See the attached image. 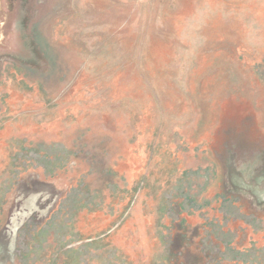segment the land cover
<instances>
[{
  "label": "rangeland",
  "instance_id": "obj_1",
  "mask_svg": "<svg viewBox=\"0 0 264 264\" xmlns=\"http://www.w3.org/2000/svg\"><path fill=\"white\" fill-rule=\"evenodd\" d=\"M91 79L0 87V264H173L189 122L264 0H73ZM231 264H264V192Z\"/></svg>",
  "mask_w": 264,
  "mask_h": 264
},
{
  "label": "water",
  "instance_id": "obj_2",
  "mask_svg": "<svg viewBox=\"0 0 264 264\" xmlns=\"http://www.w3.org/2000/svg\"><path fill=\"white\" fill-rule=\"evenodd\" d=\"M92 77L73 0H0V87ZM264 192V55L221 40L189 122L173 264H231Z\"/></svg>",
  "mask_w": 264,
  "mask_h": 264
},
{
  "label": "bare ground",
  "instance_id": "obj_3",
  "mask_svg": "<svg viewBox=\"0 0 264 264\" xmlns=\"http://www.w3.org/2000/svg\"><path fill=\"white\" fill-rule=\"evenodd\" d=\"M0 249H1V247H0Z\"/></svg>",
  "mask_w": 264,
  "mask_h": 264
}]
</instances>
